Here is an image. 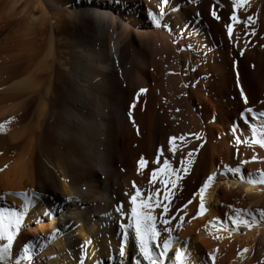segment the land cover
<instances>
[{
    "label": "bare ground",
    "instance_id": "6f19581e",
    "mask_svg": "<svg viewBox=\"0 0 264 264\" xmlns=\"http://www.w3.org/2000/svg\"><path fill=\"white\" fill-rule=\"evenodd\" d=\"M233 11L232 0H0V209L21 221L4 264H134L132 229L119 256L128 216L115 209L129 213L137 188L138 203L152 193L160 249L171 238L165 264L177 251L179 264H264V184L247 182L264 172L252 132L262 138L264 0L236 8L238 22ZM182 159L187 172L173 173Z\"/></svg>",
    "mask_w": 264,
    "mask_h": 264
},
{
    "label": "snow or ice",
    "instance_id": "6c2138e0",
    "mask_svg": "<svg viewBox=\"0 0 264 264\" xmlns=\"http://www.w3.org/2000/svg\"><path fill=\"white\" fill-rule=\"evenodd\" d=\"M165 2H167V0H165ZM232 2L234 5V11H233V15L230 16V20L238 22V16L235 14V10L236 8H239L241 5L245 4L246 0H232ZM148 15L155 27H161V22L155 14H153L152 12H149ZM161 15H163V10H161ZM210 15L214 19H217V20L219 19V16L217 15V12L215 11V7L210 9ZM252 19L253 18L251 16L248 17V21L251 22ZM164 27H169V25H164ZM227 34L229 38L233 36V27L231 26V24L227 26ZM252 34H255V33H252ZM241 55H243V53H241ZM145 92H146L145 89H140L139 92L134 96L133 103L129 105L128 115L130 119L132 118V111L135 109L137 103L140 102V95ZM240 95H241L243 102L247 105L248 100L242 89H241ZM245 112L251 113L252 118L255 119L254 110L251 107H248L245 109V111H242L240 113V117L241 119L245 120V123L248 122L245 116ZM260 115L264 116V112L260 113ZM0 129H3L2 124H0ZM252 132H253V142L258 143L260 147L264 148V128L260 130L259 135L262 137L260 139H257V129L255 127H252ZM196 138L199 139V136H197ZM175 139H176L175 137L169 138L170 146L172 145ZM190 159H191V153H189V162H190ZM253 159H255V157H253ZM138 163L141 167H143V166H146L147 162L141 159ZM180 163H181V167L173 168L172 169L173 173H186L187 172V169L184 167L183 159L181 160ZM163 164H164V168L161 169V171H167L169 161L165 159L163 161ZM225 167L227 168V172H230L233 175L241 174L240 167H227V166ZM214 175L215 174L209 175L206 181L204 182V184L198 190L200 202H199V207H198V211L196 215H202L206 211L205 204H204V193L206 189L210 186V182L213 181ZM152 177L153 178L156 177L155 171L152 172ZM180 179H182V176L176 175L175 179H172L169 181L173 189L177 188V181ZM241 179H244L243 175H241ZM247 182L250 184H255V183L264 184V172L260 174L259 180H255L249 177ZM133 187H136V186L133 185ZM141 195H142L141 191L137 188V190L135 191V194L132 195L128 201V203L131 206L129 213L127 214L125 213L123 202H120L115 209L116 212L120 213L122 219L126 215L128 216V223H121L119 225V227L122 229V241L119 247V256L121 259H123L125 255L127 254L125 245L129 242L130 233L128 230L132 229L134 231V247H135V250L138 251L139 256L130 255L129 259L134 260V264H142V262L143 264H165V256L170 248L171 238L164 240L163 248L160 249L158 238L160 237L161 233L158 230L157 225H156L157 217L151 215L150 212L145 211L146 207H151L152 193H149V203L147 205H145L144 203H138V197H141ZM169 195L170 193L167 191V189H165L163 193V197L166 203L162 204L158 199L156 201V206L162 209L163 215L161 216V221L165 226L169 225L172 222V220L176 219V217H170L168 215L170 213V206H171ZM172 195H174V193ZM187 203L190 204L192 203V201L189 200ZM182 207L186 208L187 204L183 205ZM259 211H260V216L264 218V209H261ZM235 212H236V215L230 217L232 223L234 225L243 223L247 226L248 221L245 219H242V210L235 209ZM20 224H21L20 218L16 213L10 212L6 209H0V240H3V239L7 240V243L3 244V246L0 247V264H4L9 254V250L13 246L14 234L12 231H10V229L13 227L19 229ZM164 231L166 232L170 231V228L165 227ZM154 245L156 247V250H154V247H153ZM175 259L177 261V264H179L181 260L180 252L177 251L175 253ZM81 264H83V262H81Z\"/></svg>",
    "mask_w": 264,
    "mask_h": 264
},
{
    "label": "rangeland",
    "instance_id": "374dc122",
    "mask_svg": "<svg viewBox=\"0 0 264 264\" xmlns=\"http://www.w3.org/2000/svg\"><path fill=\"white\" fill-rule=\"evenodd\" d=\"M2 202V201H1ZM20 249H22V246H20ZM22 259V258H21ZM22 263V261L20 262V264Z\"/></svg>",
    "mask_w": 264,
    "mask_h": 264
}]
</instances>
